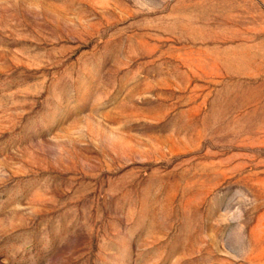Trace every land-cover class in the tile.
I'll use <instances>...</instances> for the list:
<instances>
[{"label": "rangeland", "instance_id": "obj_1", "mask_svg": "<svg viewBox=\"0 0 264 264\" xmlns=\"http://www.w3.org/2000/svg\"><path fill=\"white\" fill-rule=\"evenodd\" d=\"M0 264H264V0H0Z\"/></svg>", "mask_w": 264, "mask_h": 264}]
</instances>
